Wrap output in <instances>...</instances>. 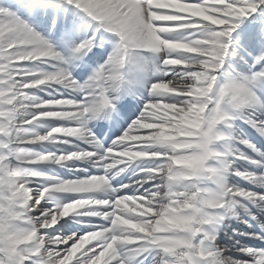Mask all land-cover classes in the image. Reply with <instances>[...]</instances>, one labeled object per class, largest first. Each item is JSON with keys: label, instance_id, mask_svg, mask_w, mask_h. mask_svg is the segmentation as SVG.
Masks as SVG:
<instances>
[{"label": "snow or ice", "instance_id": "snow-or-ice-1", "mask_svg": "<svg viewBox=\"0 0 264 264\" xmlns=\"http://www.w3.org/2000/svg\"><path fill=\"white\" fill-rule=\"evenodd\" d=\"M0 264H264V0H0Z\"/></svg>", "mask_w": 264, "mask_h": 264}, {"label": "bare ground", "instance_id": "bare-ground-1", "mask_svg": "<svg viewBox=\"0 0 264 264\" xmlns=\"http://www.w3.org/2000/svg\"><path fill=\"white\" fill-rule=\"evenodd\" d=\"M246 258V257H245Z\"/></svg>", "mask_w": 264, "mask_h": 264}]
</instances>
